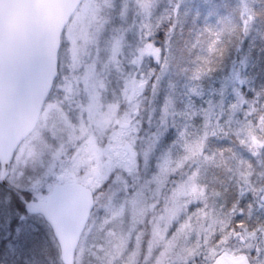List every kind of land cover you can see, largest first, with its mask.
I'll use <instances>...</instances> for the list:
<instances>
[{
    "label": "rangeland",
    "instance_id": "374dc122",
    "mask_svg": "<svg viewBox=\"0 0 264 264\" xmlns=\"http://www.w3.org/2000/svg\"><path fill=\"white\" fill-rule=\"evenodd\" d=\"M194 1L84 0L62 38L59 76L49 99L56 101L52 119L47 130L33 132L38 144L46 140L55 145L57 163L33 167L23 163L17 152L8 183L17 191L43 199L65 171L77 173L80 179L82 162L94 161L97 167L88 184L92 187L105 177L98 191L107 195L102 205L97 204L88 229L122 228L133 241L140 236L144 243L129 255V264H200L219 247H229L237 255L255 244L257 264H264V195L258 194L264 188V166L257 162L256 175L253 167L246 166L245 181L252 176L255 179L245 183L238 203L227 207L221 192L212 188L214 180L204 181L219 152L212 150L210 136L217 141H233L238 152H248L249 157L261 162L264 88L253 96L244 91L257 89L261 83L250 64L253 52L264 51V45L255 48L253 43L260 24L246 0H236L240 1L242 31H247L243 38L250 46L238 48L243 54L233 74L229 77L204 68V73L184 79L178 90L166 92V83L175 73L166 70V36L156 39L155 32L167 26L171 35L178 12L191 11ZM261 2L251 0L255 7L264 6ZM205 4L209 5L208 0ZM216 14L224 20L223 11ZM132 48L137 51L131 52ZM149 62L156 70L148 67ZM151 72L156 96L147 100L148 106L152 102L150 116L145 123L132 122V109L120 115L121 100L126 98L135 105L145 102L131 95L144 93ZM115 78L127 83H116ZM168 122L173 129L168 128ZM123 124L133 126V135L119 133ZM141 128L144 135L138 138ZM53 133H57L58 141L52 139ZM231 134L235 136L231 138ZM109 146L117 156L115 165L106 162L113 157ZM123 146L132 153L131 161L123 155ZM65 160L69 163L63 164ZM13 201L11 193L1 186L0 229L10 225L15 216L16 223L22 219L27 225L31 221ZM220 207L224 216L219 214ZM160 216L169 224L166 230L153 229L155 218ZM238 216L245 225L237 228L229 221ZM149 238L152 249H147ZM214 238L216 243L222 241L221 245H213ZM87 257L84 235L76 264H86Z\"/></svg>",
    "mask_w": 264,
    "mask_h": 264
},
{
    "label": "trees",
    "instance_id": "16d2710c",
    "mask_svg": "<svg viewBox=\"0 0 264 264\" xmlns=\"http://www.w3.org/2000/svg\"><path fill=\"white\" fill-rule=\"evenodd\" d=\"M205 1L195 0L191 11L180 10L173 23L174 27L171 35L168 33L167 26L165 30L155 32L154 38L156 39L166 36V43L168 42L169 46L166 47V70H169V74L171 71L175 73V76L166 83V92L171 91L173 88L178 90L184 79L189 78L194 73H204V68H207L208 72H215L216 74L221 71L224 75L230 77L237 68L239 57L243 54L241 50H245L250 46L248 41L243 38L247 31L245 30L244 33L242 31L240 1L208 0L209 5L205 4ZM246 2L248 7L256 13L257 22L260 24V31L254 35L253 43L255 48L256 46H263L264 6L260 4L255 7L251 0H246ZM261 3H264V0ZM220 10L225 14L224 20L216 14L218 11L220 13ZM213 37L217 38V41ZM239 47L240 51H238ZM130 51L137 50L132 48ZM252 59L257 61L256 64L251 62ZM151 63H148V67L152 65L151 70H156ZM250 64L252 70L257 73L258 83L261 82L257 89L244 88L248 96H253L260 87L264 88V51L253 52ZM140 66L138 65V67ZM134 81L135 79L129 81L130 86ZM115 82L127 83V81H118L116 78ZM155 82V77L151 72L147 83L148 87L145 88L144 93L131 95V97H137L139 99L138 102L143 100L145 102L135 105L127 103L125 101L126 98L122 99L120 115L122 116L132 109L130 112V114L132 113V122L145 123L150 116V107L152 105V102H150L148 106L147 100L153 98V95L156 96V93L152 90ZM136 110H138L137 114ZM152 122H155L154 118H152ZM168 126L170 130L174 128L169 122ZM132 127V125L125 127V124H123L118 128V131L122 136L127 133L133 135ZM142 135H144V132L141 128L137 137L139 138ZM232 136L235 135L231 134V138ZM209 141L211 142L212 150H218L219 152L215 153L217 156L216 161L214 163H211L213 161L210 162L206 179L214 180L212 188L221 192V199L224 201L222 203L227 207L236 202L240 191L245 187V183L254 181V176L245 181L248 177L244 175L243 171L248 167H253L255 169L254 175H256L259 170L257 167L259 160L258 158L249 157L248 152H238V148L231 140L224 138L221 141H217L215 136H210ZM101 145L102 143L99 144V146ZM180 147L182 148V144H180ZM259 158L261 159L260 164L264 166V151ZM129 164L127 162V165ZM247 165L249 166L246 167ZM227 186L229 187L228 190ZM232 192L235 194V198ZM22 193L24 192L22 191ZM17 202L20 212L24 214V204L18 198ZM35 218L37 221L32 225L21 223L17 226L16 220L18 217L13 218L10 225L6 224V227L0 233V264H63L59 247L53 238L49 226L43 221L42 217L35 216ZM230 223L233 225L232 222ZM4 236L6 238L2 240ZM254 250H256V244L251 250L246 249L250 253H254Z\"/></svg>",
    "mask_w": 264,
    "mask_h": 264
},
{
    "label": "water",
    "instance_id": "95a60500",
    "mask_svg": "<svg viewBox=\"0 0 264 264\" xmlns=\"http://www.w3.org/2000/svg\"><path fill=\"white\" fill-rule=\"evenodd\" d=\"M83 0H0V182L6 184L24 130L33 127L59 74L62 34ZM94 208L93 193L58 183L45 201L26 210L41 214L57 239L64 264H75L81 235ZM211 264H250L222 252Z\"/></svg>",
    "mask_w": 264,
    "mask_h": 264
},
{
    "label": "clouds",
    "instance_id": "9594fccd",
    "mask_svg": "<svg viewBox=\"0 0 264 264\" xmlns=\"http://www.w3.org/2000/svg\"><path fill=\"white\" fill-rule=\"evenodd\" d=\"M56 103L55 99H46L42 102L39 114L34 121L33 127L36 129L47 130V125L52 119L53 111L52 106ZM52 139L58 141L59 137L57 133L52 134ZM75 156L76 153H73ZM18 158L25 164L44 168L46 165L52 166L57 163L55 159V145L49 141L42 140L39 144L36 142L32 129L24 130L19 142ZM63 164L69 163L68 160L62 162ZM97 167L94 161L84 160L81 164L83 175L80 179L88 184L90 178L93 175V169ZM105 177H101L100 181L92 185L91 192L94 193V203L102 205L106 198L105 191H98L102 188L103 180ZM264 195V188L259 190V193ZM156 223L153 224V229L161 228L166 230L169 224L165 222L162 216L155 218ZM143 235L147 233L140 230ZM86 247L88 257L86 264H129V255L137 252L140 249L141 244L144 243L143 239L138 238L133 241L130 236L124 233L122 228H113L101 226V228L93 232L90 228L85 234ZM147 246L149 249L153 248V242L151 238L147 240Z\"/></svg>",
    "mask_w": 264,
    "mask_h": 264
}]
</instances>
